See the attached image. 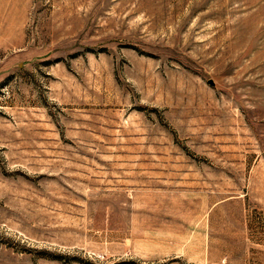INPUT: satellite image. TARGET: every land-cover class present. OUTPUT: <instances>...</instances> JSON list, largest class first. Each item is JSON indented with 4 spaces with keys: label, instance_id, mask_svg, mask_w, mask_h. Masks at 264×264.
I'll list each match as a JSON object with an SVG mask.
<instances>
[{
    "label": "rangeland",
    "instance_id": "obj_1",
    "mask_svg": "<svg viewBox=\"0 0 264 264\" xmlns=\"http://www.w3.org/2000/svg\"><path fill=\"white\" fill-rule=\"evenodd\" d=\"M0 264H264V0H0Z\"/></svg>",
    "mask_w": 264,
    "mask_h": 264
}]
</instances>
